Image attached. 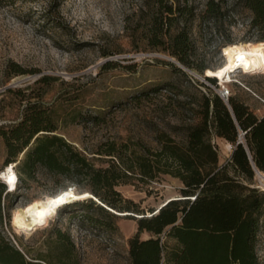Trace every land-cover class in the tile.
I'll return each instance as SVG.
<instances>
[{"label":"rangeland","instance_id":"rangeland-1","mask_svg":"<svg viewBox=\"0 0 264 264\" xmlns=\"http://www.w3.org/2000/svg\"><path fill=\"white\" fill-rule=\"evenodd\" d=\"M190 1L198 13L203 10L205 0ZM141 4L142 0H0V125H8L21 116L24 95L36 96L44 91L42 100L53 111L57 133L96 166H104L103 158L107 156L96 152L112 143L124 155L129 151L126 144L149 156L159 149L162 132L181 144L182 125L191 116L186 102L198 99L206 90L200 83L216 92L223 84L229 96L249 105L256 115H264V71L238 67L230 72L229 81L221 82L215 77L216 85L211 83L204 78L208 76L206 72L200 74L182 66L144 38L139 27L144 20L138 12ZM227 6L234 10L224 25L232 41L258 42L259 33L250 24L251 12L237 0H227ZM56 21L63 27H57ZM191 36L210 67L226 63L224 45L211 22L194 20ZM14 63L26 72L13 73ZM43 75L51 79L36 83ZM139 93H143L139 99L134 97ZM212 143L217 148L219 164H224L232 144L215 135ZM5 160V143L0 136V170L7 167ZM16 163V188L10 191V223L4 218L0 224L6 236L14 243L20 241L44 253L48 230L59 227L75 244L72 262L130 264L128 241L137 232V222L131 216L98 215L104 224L95 227L87 221L86 214L97 215L96 211L80 206L60 207L44 225L29 233L17 231L13 217L16 206L56 194L72 184L65 176L53 177L38 169L35 179L28 182L29 187H24ZM251 185L264 190V171H255ZM182 186L178 178L159 174L148 182L135 177L116 188L149 216L166 201L180 197ZM139 236L143 239L151 234L142 231ZM163 242L160 264H170L167 256L179 246L173 237L164 236ZM256 252L259 264H264V218Z\"/></svg>","mask_w":264,"mask_h":264},{"label":"trees","instance_id":"trees-1","mask_svg":"<svg viewBox=\"0 0 264 264\" xmlns=\"http://www.w3.org/2000/svg\"><path fill=\"white\" fill-rule=\"evenodd\" d=\"M237 1L251 12L250 24L259 33L257 40L264 41V0ZM138 10L144 19L139 24L144 38L177 63L200 74L217 67H210L198 52L191 36L194 20L211 22L224 46L234 43L224 26L227 17L234 15L227 0H205L200 13L190 0H142ZM55 25L63 27L59 21ZM167 64L177 68L171 62ZM25 72L13 64V73ZM204 78L216 85L214 76ZM49 79L43 75L36 83H47ZM200 85L206 90L198 99L186 102L191 116L182 125L181 144L162 132L159 149L149 156L126 144L129 151L124 155L112 143L96 152L107 156L103 158L104 166H96L57 133L53 111L42 100L46 92L24 95L26 102L21 116L8 125H0L6 148L5 165L17 162L18 178L24 187H29L28 182L35 179L36 170L40 169L53 177L65 176L74 189L91 193L92 196L61 208L80 206L96 211L97 215L86 214L92 226L104 224L98 215L135 218L137 232L128 241L130 264H160L162 235L173 237L179 246L169 252L170 264H259L256 245L264 218V190L251 184L255 171H264V115H256L236 96L224 101L209 86ZM142 94L134 97L139 99ZM213 135L232 144L224 164H219ZM159 174L178 178L183 184L181 195L152 210L149 216L116 188L135 177L148 182ZM12 196L0 181V224L4 218L10 223ZM142 231L151 236L141 239ZM48 234V248L41 253L20 241L14 243L0 230V264H77L70 260L75 244L69 234L59 227L49 229Z\"/></svg>","mask_w":264,"mask_h":264},{"label":"bare ground","instance_id":"bare-ground-1","mask_svg":"<svg viewBox=\"0 0 264 264\" xmlns=\"http://www.w3.org/2000/svg\"><path fill=\"white\" fill-rule=\"evenodd\" d=\"M223 52L228 53L226 55V63L216 69L206 70V75L217 77L221 82L229 81L230 72L238 67L245 71H257V66L264 67V41H246L225 45L223 46ZM238 57H243V59H239ZM13 166L14 163H11L5 169L0 170V179L6 184L8 191L16 188L17 175ZM9 169H11V172H9ZM11 175L15 176V180L10 184L8 178ZM70 189H74V187L69 186L56 194L34 199L23 206H16L13 215L16 230L29 233L44 225L64 204L92 196L87 191L75 192V190L71 191L70 195H65L69 193ZM59 196L64 197V202L59 205H52L50 201ZM39 212H43L44 215H37Z\"/></svg>","mask_w":264,"mask_h":264},{"label":"snow or ice","instance_id":"snow-or-ice-1","mask_svg":"<svg viewBox=\"0 0 264 264\" xmlns=\"http://www.w3.org/2000/svg\"><path fill=\"white\" fill-rule=\"evenodd\" d=\"M228 53L226 52L225 53V55H227ZM239 59H243V57H238ZM9 172H11V169H9ZM14 180H15V176L14 175H11V176H9V178H8V182L11 184L12 182H14ZM71 194V191H69V193H66L65 195H70ZM64 202V197L63 196H59V197H57L56 199H54V200H51L50 201V203L52 204V205H59V204H61V203H63ZM37 215H40V216H43L44 215V213L43 212H39V213H37ZM42 222V221H41Z\"/></svg>","mask_w":264,"mask_h":264},{"label":"built area","instance_id":"built-area-1","mask_svg":"<svg viewBox=\"0 0 264 264\" xmlns=\"http://www.w3.org/2000/svg\"><path fill=\"white\" fill-rule=\"evenodd\" d=\"M217 93L224 101L228 100L229 90L223 84H221V86L218 88ZM163 237L164 235H162V239Z\"/></svg>","mask_w":264,"mask_h":264},{"label":"clouds","instance_id":"clouds-1","mask_svg":"<svg viewBox=\"0 0 264 264\" xmlns=\"http://www.w3.org/2000/svg\"><path fill=\"white\" fill-rule=\"evenodd\" d=\"M257 71H264V67L257 66ZM74 189H70L69 191H73Z\"/></svg>","mask_w":264,"mask_h":264},{"label":"water","instance_id":"water-1","mask_svg":"<svg viewBox=\"0 0 264 264\" xmlns=\"http://www.w3.org/2000/svg\"><path fill=\"white\" fill-rule=\"evenodd\" d=\"M7 190H8V188H7Z\"/></svg>","mask_w":264,"mask_h":264}]
</instances>
